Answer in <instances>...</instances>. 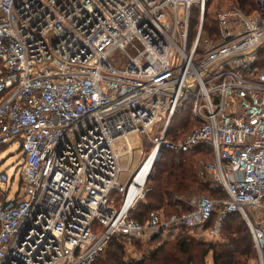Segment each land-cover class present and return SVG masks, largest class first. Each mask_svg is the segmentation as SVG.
I'll use <instances>...</instances> for the list:
<instances>
[{
  "label": "built area",
  "instance_id": "obj_1",
  "mask_svg": "<svg viewBox=\"0 0 264 264\" xmlns=\"http://www.w3.org/2000/svg\"><path fill=\"white\" fill-rule=\"evenodd\" d=\"M207 3L0 0V147L20 142L23 156L13 197L0 173V264H92L114 237L133 246L170 228L195 234L215 213L213 234L243 217L264 264V0L251 14L220 10L212 37ZM186 104L195 125L170 138ZM156 126L159 156L208 143L201 173L227 195L195 196L165 221L132 219L144 189L125 208L139 169L126 182L122 160L128 140Z\"/></svg>",
  "mask_w": 264,
  "mask_h": 264
},
{
  "label": "trees",
  "instance_id": "obj_2",
  "mask_svg": "<svg viewBox=\"0 0 264 264\" xmlns=\"http://www.w3.org/2000/svg\"><path fill=\"white\" fill-rule=\"evenodd\" d=\"M209 1L213 0H208L206 11ZM232 1L247 14L257 9V0ZM205 18V37H212L217 32L216 19H209L208 12L205 13ZM198 22L199 9H194L191 15V30L195 29ZM191 116L190 104L179 109L171 122L169 137L177 138L191 131L195 125ZM182 130H186L183 135ZM213 159L212 147L208 143L188 153L162 150L153 167V173L151 172L146 200L140 205L141 212L134 213L131 210V218L145 223L152 212L160 213L161 210L168 212L170 218L175 213L190 212L192 206L189 201L195 196L215 199L225 197L226 192L215 188L212 180L201 173L203 165ZM204 192L208 194L202 195ZM217 215L214 214L205 228L213 227ZM244 221L240 214H230L224 219L221 227L222 236L226 240L224 243L201 242L194 235L185 234L173 239L171 243L169 240L159 246L151 257L128 263L124 260L123 243L114 237L92 264H208L207 256L210 253L213 264H247L248 260L255 256V248L251 232Z\"/></svg>",
  "mask_w": 264,
  "mask_h": 264
},
{
  "label": "rangeland",
  "instance_id": "obj_3",
  "mask_svg": "<svg viewBox=\"0 0 264 264\" xmlns=\"http://www.w3.org/2000/svg\"><path fill=\"white\" fill-rule=\"evenodd\" d=\"M233 5H235V3L232 0H213L211 2L209 1V6L206 12H208L209 14V19L215 20L216 15L220 10L226 9ZM162 125L163 123L160 124L159 127L161 128ZM189 131L187 133H189ZM158 132H159V129H158V126H156L153 129V131L150 132V135H141L140 138H136V140H134L133 138L129 139L130 153H132L133 155L132 157H129V155L124 156L123 157L124 159L122 160L123 165L127 168L125 171V175H124L126 182H127V179L129 180L133 177L134 173L139 169V167L142 165L144 160L148 157V155L154 149V142L150 136H154ZM184 132H186V130ZM184 132L182 130V135L184 134ZM186 134H184L183 136H179L177 138H183ZM134 148H137V149H134ZM133 150H134V153H133ZM200 159H203V158H200ZM22 164H23V156H22L20 142H16V143H12V144L0 147V173L3 171H8L10 177L12 178V182L14 185V190H12L10 197H13L15 195V190L19 186L20 169H21ZM153 167L154 165L152 166V170H153ZM152 170L151 172L153 173ZM152 173L150 175H152ZM149 181H150V176L144 186V193L139 198L132 212L134 213H137V211L141 212L140 205L142 202H145L146 200V193L149 190V185H150ZM201 194L207 195L208 193L204 192ZM123 199H124L123 196L121 195L118 196V202H119L118 205L122 206ZM182 213H185V212H179L175 214H182ZM160 214L162 215V218L164 221L169 219L168 212L161 210ZM245 224L248 227L246 222ZM174 229L175 228L162 230L159 234L154 235L150 239L148 237H145V238H142L141 240H136L133 246L123 244L124 260L128 263L133 260H142L144 258L151 257L153 252L159 246H161L162 244H164L165 242L169 240H171L169 242L171 243L173 242V239L183 235L181 234L180 230L176 229V231H173ZM194 233L195 234H191V235H194L196 239L201 242L216 243V244L226 242L225 238H223L222 236L221 229L218 233L213 234L211 233V227H207V228H203L199 232L195 231ZM254 252H255V256L250 258L247 264H254L255 259H256V251ZM211 257L212 256L210 253L207 256L208 264H213Z\"/></svg>",
  "mask_w": 264,
  "mask_h": 264
},
{
  "label": "bare ground",
  "instance_id": "obj_4",
  "mask_svg": "<svg viewBox=\"0 0 264 264\" xmlns=\"http://www.w3.org/2000/svg\"><path fill=\"white\" fill-rule=\"evenodd\" d=\"M126 150L127 149H121L122 156L127 154V152H125ZM159 157V152H156L153 149L152 152L148 155V157L144 160L139 170L136 172L134 182L126 196L125 208L129 207L140 196L151 174L152 166L155 165V161H157Z\"/></svg>",
  "mask_w": 264,
  "mask_h": 264
},
{
  "label": "crops",
  "instance_id": "obj_5",
  "mask_svg": "<svg viewBox=\"0 0 264 264\" xmlns=\"http://www.w3.org/2000/svg\"><path fill=\"white\" fill-rule=\"evenodd\" d=\"M173 231H176V229H174ZM173 231H172V232H173Z\"/></svg>",
  "mask_w": 264,
  "mask_h": 264
}]
</instances>
